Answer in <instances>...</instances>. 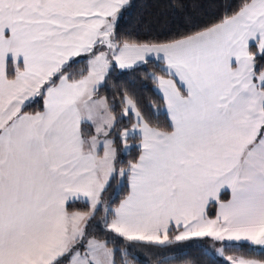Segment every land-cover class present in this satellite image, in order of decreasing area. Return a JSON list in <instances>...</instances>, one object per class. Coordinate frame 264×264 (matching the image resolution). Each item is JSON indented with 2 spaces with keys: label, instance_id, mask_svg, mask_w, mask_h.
<instances>
[{
  "label": "snow or ice",
  "instance_id": "1",
  "mask_svg": "<svg viewBox=\"0 0 264 264\" xmlns=\"http://www.w3.org/2000/svg\"><path fill=\"white\" fill-rule=\"evenodd\" d=\"M129 4L0 0V264H117L129 254L117 237H207L226 264H264L224 256L230 245L264 256V0L162 41L120 36ZM150 62L166 128L127 91L118 103L100 92L114 68ZM117 141L136 158L118 161ZM112 181L126 188L118 203L103 198Z\"/></svg>",
  "mask_w": 264,
  "mask_h": 264
},
{
  "label": "trees",
  "instance_id": "2",
  "mask_svg": "<svg viewBox=\"0 0 264 264\" xmlns=\"http://www.w3.org/2000/svg\"><path fill=\"white\" fill-rule=\"evenodd\" d=\"M238 3L239 0H132L123 10L117 31L123 39L128 40H169L216 22L229 8ZM82 67L84 65H77L74 70L79 71ZM153 72L160 74L159 68L152 62L123 71L114 68L106 78V86L102 87L100 92L110 99L114 96L118 103L121 99V92L127 91L136 100L146 118L166 128L168 119L163 113L162 101L156 91L157 86L150 78V73ZM153 104L161 110L159 113L149 107ZM41 108L42 105L36 103L27 110L39 111ZM115 111L119 118L121 108L117 106ZM128 125V118H124L120 126ZM116 147L118 161H123L125 164L128 160L135 159L138 154L136 150L124 154L118 141ZM110 183L111 187L105 192L103 198L111 202L115 197L118 203L119 199L127 194L126 188L121 184L120 191L115 195L117 182ZM223 198L227 199L228 195L225 194ZM73 207L86 209L82 202L76 203ZM214 212L215 208H210L209 215H214ZM103 215L102 211L98 212L95 220L91 222L93 234L100 238L105 235L99 227ZM220 245L207 238H193L171 245L157 246L142 242H128L117 237L115 244L110 246L126 249L129 253L125 257L122 252H116L117 264H125V261H131V264H226L224 258L211 252ZM224 255L225 257L245 256L251 259H264L259 248L253 252L249 246L230 245L225 247Z\"/></svg>",
  "mask_w": 264,
  "mask_h": 264
},
{
  "label": "rangeland",
  "instance_id": "3",
  "mask_svg": "<svg viewBox=\"0 0 264 264\" xmlns=\"http://www.w3.org/2000/svg\"><path fill=\"white\" fill-rule=\"evenodd\" d=\"M118 70L123 71V70H126V69H119V68H118ZM122 151H123V149H122ZM123 153H124V154H127V153H125L124 151H123ZM117 159H118V157H117ZM120 187H121V185H119V187H118V185L116 184L115 195L120 191ZM110 198H111V197H110ZM221 247H222L221 245H220V246H216L215 249L212 250L211 252H212L213 254H215L216 256L221 257V256L219 255L218 251H217V249H219V248H221ZM224 256H225V255H224ZM222 258H223V257H222Z\"/></svg>",
  "mask_w": 264,
  "mask_h": 264
},
{
  "label": "crops",
  "instance_id": "4",
  "mask_svg": "<svg viewBox=\"0 0 264 264\" xmlns=\"http://www.w3.org/2000/svg\"><path fill=\"white\" fill-rule=\"evenodd\" d=\"M132 0H130V2H131ZM135 67H137V66H134L133 68H135ZM118 68V67H117ZM132 69V68H131ZM126 70H129V69H126ZM228 195V194H227ZM228 198H230L229 197V195H228ZM210 210V209H209ZM215 211H216V209H215ZM215 213V212H214ZM205 238H207V237H205ZM200 239H202V238H200ZM207 239H210V240H212L213 242H215V243H218V244H221V245H223L221 242H219V241H214L213 239H211V238H207ZM143 243V242H142ZM258 248V247H257Z\"/></svg>",
  "mask_w": 264,
  "mask_h": 264
}]
</instances>
